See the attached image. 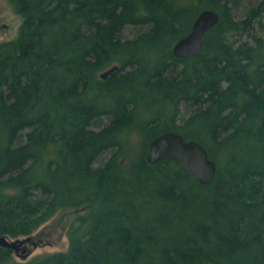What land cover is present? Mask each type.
<instances>
[{"label": "trees", "instance_id": "1", "mask_svg": "<svg viewBox=\"0 0 264 264\" xmlns=\"http://www.w3.org/2000/svg\"><path fill=\"white\" fill-rule=\"evenodd\" d=\"M7 1L23 22L0 45V238L89 211L68 251L18 262L0 248V264H264V5L236 20L229 0ZM204 10L221 20L203 53L176 59ZM131 26L144 32L124 40ZM182 106L195 109L184 122ZM141 108L148 142L124 167ZM165 132L205 146L218 165L210 184L148 163Z\"/></svg>", "mask_w": 264, "mask_h": 264}, {"label": "rangeland", "instance_id": "2", "mask_svg": "<svg viewBox=\"0 0 264 264\" xmlns=\"http://www.w3.org/2000/svg\"><path fill=\"white\" fill-rule=\"evenodd\" d=\"M229 3L235 19L243 20L247 17V14L251 9L258 8L264 5V0H229ZM22 22L23 19L14 12L8 1L0 0V45L3 42L17 39ZM143 32V28L131 26L124 29L121 37L124 40L134 39ZM238 40H246V38L236 33H233L229 36L230 42H237ZM100 76L101 74H99V77ZM140 110V115L136 121L137 127L129 135L128 150L118 158L119 162L124 167L132 165V163L138 159L139 154L143 151V147L147 142L146 134L144 133L142 128L146 123L147 118L150 117L151 111H148L147 109L143 110L142 108ZM155 110H161V108ZM194 110L195 109L192 107L182 106L181 121L184 122V119L186 120L192 114H194ZM109 123L110 118H103L100 120V122H98L96 129H101ZM115 152L116 150H111L100 156L95 162V168L103 166L106 162L109 161V159L114 155ZM211 157L215 158V156L212 154ZM88 211L89 210L85 211L84 209H80L59 212L53 219H51L47 224L43 225L37 232H35L31 236L33 241L32 243H37L38 247L34 249L33 245L29 244V249L33 250V252L28 260L23 261L21 258L13 254L14 258L18 262H29L37 257H41L44 255L68 251L70 244L68 238V230L70 226L76 221V219H78L80 216L86 215ZM19 239L23 240L26 239V237H21ZM11 240L15 241L17 239Z\"/></svg>", "mask_w": 264, "mask_h": 264}, {"label": "water", "instance_id": "3", "mask_svg": "<svg viewBox=\"0 0 264 264\" xmlns=\"http://www.w3.org/2000/svg\"><path fill=\"white\" fill-rule=\"evenodd\" d=\"M220 15L212 10H204L196 18L190 33L180 39L173 47V56L176 59H186L196 57L203 53L204 37L206 33L220 23ZM118 66L103 72L101 80H107L113 76ZM147 161L150 165H156L162 161H174L193 176L200 184L208 185L216 177L218 172L217 163L210 158L208 150L201 143L196 141H186L185 138L176 132H165L149 143V154ZM32 238L17 239L0 238V248L12 250L14 254L27 261L33 250L29 249L32 244L34 249L37 243H32Z\"/></svg>", "mask_w": 264, "mask_h": 264}, {"label": "bare ground", "instance_id": "4", "mask_svg": "<svg viewBox=\"0 0 264 264\" xmlns=\"http://www.w3.org/2000/svg\"><path fill=\"white\" fill-rule=\"evenodd\" d=\"M185 37V36H184ZM183 37V38H184ZM119 71V70H118ZM185 108V107H184ZM186 115V114H185ZM103 125V124H102ZM154 136V135H153ZM150 137V136H149ZM151 138H153V137H151ZM192 141V140H191ZM148 142V141H147ZM146 142V143H147ZM145 143V142H144ZM143 159V158H142ZM139 161V160H138ZM104 163V162H103ZM143 165V164H142ZM102 167V166H101ZM221 167V166H220ZM219 167V168H220ZM145 168V167H144ZM112 171V170H111ZM147 171V170H146ZM170 171V170H169ZM172 172V171H171ZM174 173V172H173ZM142 174V173H141ZM149 174V173H148ZM147 175V174H146ZM168 175H170L169 173H168ZM148 176V175H147ZM171 176V175H170ZM139 177V176H138ZM173 177V176H172ZM51 178V177H50ZM133 178V177H132ZM161 179H162V177H161ZM186 180V179H185ZM187 182V181H186ZM91 183V182H90ZM188 183V182H187ZM54 185H55V182H54ZM95 186V185H94ZM183 186V185H182ZM101 188V187H100ZM99 188V189H100ZM189 188H190V184H189ZM92 189V188H91ZM94 190V189H93ZM101 190V189H100ZM98 191V190H97ZM178 191V190H177ZM98 192H100V191H98ZM87 193V192H86ZM93 193V192H92ZM103 197V196H102ZM89 198V197H88ZM86 199H87V197H86ZM53 200V199H52ZM102 202V201H101ZM107 207V206H106ZM109 208V207H108ZM105 209V208H104ZM40 211V210H39ZM16 212V211H15ZM104 217H106V216H104ZM18 218H20V217H18ZM106 219V218H105ZM45 232V231H44ZM80 235V234H79ZM85 241V240H84ZM77 245H78V243H77Z\"/></svg>", "mask_w": 264, "mask_h": 264}]
</instances>
